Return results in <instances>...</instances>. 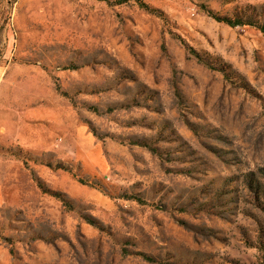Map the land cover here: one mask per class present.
<instances>
[{
  "label": "rangeland",
  "instance_id": "374dc122",
  "mask_svg": "<svg viewBox=\"0 0 264 264\" xmlns=\"http://www.w3.org/2000/svg\"><path fill=\"white\" fill-rule=\"evenodd\" d=\"M115 1L0 0V264H264V0Z\"/></svg>",
  "mask_w": 264,
  "mask_h": 264
},
{
  "label": "trees",
  "instance_id": "16d2710c",
  "mask_svg": "<svg viewBox=\"0 0 264 264\" xmlns=\"http://www.w3.org/2000/svg\"><path fill=\"white\" fill-rule=\"evenodd\" d=\"M128 1H130V0H116L115 3H116V4H122V3H126V2H128ZM136 1H138V4H139V7H140V8H143L144 10L150 11V9L148 8V5L142 3V2L139 1V0H136ZM203 9L205 10L206 14H207L210 18L214 19V20L217 21V22L224 23V24H226V25H228V26H230V27H234V26H237V25H238V23H234V22H232V21H230V20H228V19H223V18L218 17L216 14H214L212 11H210V10H208V9H205V8H203ZM150 12H151V11H150ZM262 30H263V29H262Z\"/></svg>",
  "mask_w": 264,
  "mask_h": 264
}]
</instances>
